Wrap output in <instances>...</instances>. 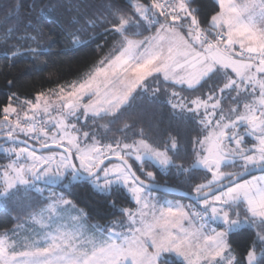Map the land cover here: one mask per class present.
Instances as JSON below:
<instances>
[{
  "label": "snow or ice",
  "instance_id": "obj_1",
  "mask_svg": "<svg viewBox=\"0 0 264 264\" xmlns=\"http://www.w3.org/2000/svg\"><path fill=\"white\" fill-rule=\"evenodd\" d=\"M62 7L32 0L3 33H19L5 59L48 56L43 25ZM71 7V47L98 27L112 45L77 79L0 110V209L19 221L0 231V264H264V0ZM150 168L174 169L192 203L155 195L173 186ZM77 184L115 218L90 223L92 208L65 195ZM245 229L238 253L232 234Z\"/></svg>",
  "mask_w": 264,
  "mask_h": 264
},
{
  "label": "trees",
  "instance_id": "obj_2",
  "mask_svg": "<svg viewBox=\"0 0 264 264\" xmlns=\"http://www.w3.org/2000/svg\"><path fill=\"white\" fill-rule=\"evenodd\" d=\"M41 2L47 5L50 3V0H41ZM76 2L77 0H70V2L69 0H65V7L56 8L47 22L44 23L43 27L45 32L50 31L51 35L56 39V43L51 45L48 56L42 57L39 62L17 59L15 63H11L5 59V53L10 50L11 44L15 42V37L19 33H14L13 39L8 44H4L3 42V33L9 27L16 24L17 17L26 20L24 13L28 10V5L32 3V0H0V110L8 103V97L13 93H16L21 98H28L34 101L36 92L55 89L59 84H66L77 79L95 61L107 54L112 45V39L110 36L106 37L100 34L103 31L100 27L96 29L90 28L82 35L84 39L94 34L98 37L89 43L87 47L73 48L70 46L71 37L65 39L63 36L62 27L68 20L73 18L75 13L71 5ZM95 2L99 3L100 0H95ZM119 2L123 4L125 0H119ZM51 3L55 4L56 0H51ZM200 3L206 8L211 5L212 0H200ZM9 14H11L10 18L5 21V16ZM104 27H107V25H104ZM44 39H47V37H44ZM97 45H104V47L103 49H99ZM8 81H12L13 83L9 85ZM183 94L188 95L189 93L185 92ZM225 106H227V101H225ZM0 115H2V112H0ZM186 139L187 137H184L181 142L184 143ZM181 155H183V151ZM6 162V156L0 154V165ZM134 167H139V164H135ZM149 170L156 171L158 183L163 184L167 182L174 189L188 193L190 185L184 183L183 177L173 175L174 169L167 175L156 169L150 168ZM196 175L200 176V173H196ZM60 190L59 188L51 189V191L57 192ZM68 191H71V198L75 202L81 206L87 204L92 208L93 216L89 221L90 223L94 221L104 222L105 220L115 218L111 215L112 210L105 205L104 197L94 193L87 184L73 185L69 190L65 191L66 196ZM160 194L162 195V197L160 196L161 198L176 199L184 203H191L180 197L170 196L161 192ZM39 206L37 204V207ZM124 206L134 205L125 204ZM16 215L17 213L15 211L0 209V231L5 228H11L14 224L19 223V221L13 219ZM118 215L119 213H116V216ZM232 240L234 242L233 247L237 252H244L249 241L248 230L245 229L239 233H233Z\"/></svg>",
  "mask_w": 264,
  "mask_h": 264
},
{
  "label": "water",
  "instance_id": "obj_3",
  "mask_svg": "<svg viewBox=\"0 0 264 264\" xmlns=\"http://www.w3.org/2000/svg\"><path fill=\"white\" fill-rule=\"evenodd\" d=\"M254 174H258V173H254ZM158 193H160V192H158ZM161 193H165V194H168L170 196L180 197V198H183L189 202H192L191 198L188 197L187 193L182 192V191L177 190V189H174V188H172V190L169 192H161Z\"/></svg>",
  "mask_w": 264,
  "mask_h": 264
},
{
  "label": "rangeland",
  "instance_id": "obj_4",
  "mask_svg": "<svg viewBox=\"0 0 264 264\" xmlns=\"http://www.w3.org/2000/svg\"><path fill=\"white\" fill-rule=\"evenodd\" d=\"M3 146H11V145H3ZM0 154H3L2 152H0ZM4 155V154H3ZM7 158V157H6ZM7 163V162H6ZM138 164V163H137ZM41 186H43V185H41ZM155 195H158V196H161L162 197V195L160 194V193H158V192H155L154 193ZM47 195V194H46ZM162 199H165V200H172V201H180V200H176V199H168V198H162ZM181 203H184V202H182V201H180ZM192 203V202H191ZM184 204H190V203H184Z\"/></svg>",
  "mask_w": 264,
  "mask_h": 264
}]
</instances>
